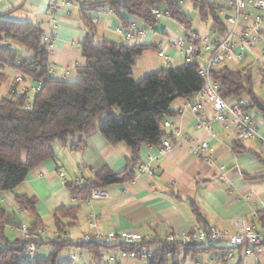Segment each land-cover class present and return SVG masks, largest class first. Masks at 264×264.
<instances>
[{
	"label": "crops",
	"instance_id": "crops-1",
	"mask_svg": "<svg viewBox=\"0 0 264 264\" xmlns=\"http://www.w3.org/2000/svg\"><path fill=\"white\" fill-rule=\"evenodd\" d=\"M51 1L4 0L0 2V12L12 10L10 14L12 19L40 23L46 32L49 30L50 21L47 9ZM186 1L182 3L184 11ZM211 1L221 7L219 13L234 12L231 0ZM71 2L70 7H62L55 13L57 36L49 55L53 78L70 79L77 73L78 66L85 62L80 45L87 26L80 11V3L78 0H71ZM246 12L249 13V18L242 21L241 27L252 25V16L264 14L252 6H249ZM88 16L97 17L95 26L99 38L118 40L115 29L120 26V23L110 9L89 12ZM141 25L146 26V24ZM193 29L202 37L209 39L214 37L210 26H205L201 22L196 26L193 25ZM261 29L264 31V20ZM179 36L186 37L183 25L170 15H162L154 25L147 28L145 34L135 33L130 39L121 40L120 42L125 45L153 46L137 57L133 67L135 79L139 80L146 74L161 68L184 66L187 62L178 48L167 47L166 56L158 54L160 42L164 37L176 39ZM199 47L202 48L201 57L206 59L210 52L203 49V42L199 43ZM263 49L264 41L261 40L252 51L245 53L243 59L239 61L229 59L225 64L236 68L253 63L256 69L258 67L259 73H264ZM17 50L20 54L26 52L23 48H17ZM11 68L14 69L12 66ZM1 73L5 77L2 78L0 88L9 77L5 66L2 65ZM19 75L21 74L17 72L11 84L2 90L1 93L4 94L0 96L35 83L25 78L17 81L16 78ZM256 89L264 96V76L260 74L257 76ZM195 99L196 94L189 98L175 100L172 106L175 115L167 118L176 126L185 129L187 134L183 137L172 136V147L164 155H160L159 144L142 145L136 176L131 181L114 183L103 188L107 192L104 198L90 201L77 199L76 196L71 195L67 185L77 183L76 179H79L78 183H84L103 166H108L116 172L123 171L127 166V157L130 155L129 147L123 142L111 144L100 132L93 133L82 150L71 148L72 138L67 144L55 142L53 158L45 160L32 170L13 191L0 192L2 198L0 203L11 213L8 217L22 223H30L34 220L33 215L15 201L16 194L26 193L38 197L35 205L36 213L42 219L45 229L54 235L56 233L54 210L60 205L79 206L77 223L68 227L64 234L72 240H78L84 234L94 232L96 228L90 224L93 220L97 223V229L132 230L144 236L152 235L156 240L165 239L171 231L188 230L197 225H216L234 232L237 219H244L247 223L254 222L258 226L264 225L262 217L264 178L260 177L264 174L262 161L264 160V117L255 111H250L257 121L260 137L242 140L246 150L236 152L233 149L235 138L232 132L226 130L221 123L212 121L213 130L211 131L197 125L198 118L211 119L214 115V108L209 101H204V106L198 113L190 110H186L183 114L177 113L178 108L187 106L188 102ZM240 99L244 104L250 102L246 95ZM164 131L167 132L165 127ZM193 141H208L210 144L208 156H197L191 153L190 144ZM150 156H154L155 160L151 162L149 168L143 170ZM192 202H195L200 209L202 222L197 221ZM40 234L44 237L41 232ZM21 235L20 227L7 224L5 227L7 240H0V248ZM157 245V242H153L150 247L155 248ZM70 248L68 256L80 255V258L72 261V264H99L110 254L117 253L119 250L117 246L111 245L102 248L98 255H94L80 248ZM50 249L49 245H44L38 250L42 252V250L50 251ZM215 251L213 246L194 258L188 257L183 261L208 260L214 256ZM238 263L264 264V254L259 258L239 254L230 264ZM122 264H145V262L125 259Z\"/></svg>",
	"mask_w": 264,
	"mask_h": 264
},
{
	"label": "trees",
	"instance_id": "trees-1",
	"mask_svg": "<svg viewBox=\"0 0 264 264\" xmlns=\"http://www.w3.org/2000/svg\"><path fill=\"white\" fill-rule=\"evenodd\" d=\"M184 1L78 0L87 31L80 45L85 62L78 66V77L74 79L51 77V50L44 39L45 29L40 23L14 20L10 17L12 10L0 12L1 65H10L23 78L42 84L40 91L33 97L31 108L25 107L26 93L12 92L0 96V192L13 191L32 170L53 158L55 142L67 144L72 138L71 148L82 150L86 147L87 139L95 132H100L111 144L123 142L129 147L127 166L119 172L103 166L84 183L68 184L71 195L87 196L110 184L133 180L139 166L141 146L161 143L166 136L163 122L175 115L172 109L175 100L197 94L204 86V79L194 62L161 68L139 80L135 79L133 67L137 57L153 46L125 45L118 40L99 38L93 17L88 16V13L108 8L119 20L120 26H128L132 17L140 18L152 26L160 18L152 9H167L170 16L183 25L189 41V33L194 29L189 14L183 10ZM190 1L198 11L200 20L210 22V31L215 36L221 37L228 32L229 26L223 21L219 13L221 7L216 2ZM4 38L30 50L32 55L10 49L3 43ZM257 69L253 63L236 68L224 64L212 70L211 79L218 82V92L222 97L234 100L246 95L250 102L244 104V109L250 114L252 110L264 117V96L256 89L257 76L260 74L263 77L264 73H259ZM4 77L1 73L0 83ZM233 149L236 152L246 150L242 139L234 140ZM260 177L264 178V174ZM15 201L34 217L30 223L26 222L31 236L27 240L18 237L2 246L0 264H31L23 260V251L28 242H34L38 249L44 245L51 248L47 256L33 264H72L70 260L64 262L60 259L61 253L68 247L80 248L94 255H98L102 248L110 247L64 236L68 227L77 223L79 206H58L54 210L56 233L52 238H44L40 229L45 228V225L35 209L38 197L26 193L16 194ZM192 204L197 221L202 222L200 209L195 202ZM9 215L11 213L0 203L1 241L7 240V224L18 227L23 224L19 220H12ZM262 217L264 219L263 213ZM153 242H158L159 246L144 260L145 264H181L186 258H194L213 247L183 246L166 242L165 239H154L147 244Z\"/></svg>",
	"mask_w": 264,
	"mask_h": 264
},
{
	"label": "built area",
	"instance_id": "built-area-1",
	"mask_svg": "<svg viewBox=\"0 0 264 264\" xmlns=\"http://www.w3.org/2000/svg\"><path fill=\"white\" fill-rule=\"evenodd\" d=\"M4 0H0L2 2ZM71 0H52L47 14L50 16L49 30L45 32L44 39L47 42L50 50L54 47V41L57 36L55 13L62 7H70ZM234 12L227 14L220 12L223 21L229 26V30L221 37L214 35L212 39L202 37L196 31H191L190 40L186 37L179 36L176 39L163 38L160 42L158 49L159 56H166V48H178L182 51L185 61L187 63H197V70L199 75L204 79V86L196 94V99L188 102L185 107L177 109L178 114H183L186 110L198 113L204 106V101L212 103L214 108V115L211 119L198 118L197 125L204 127L211 131L213 130L212 121L221 123L226 130L232 132L235 139H250L260 137L256 119L244 109V102L240 99H226L218 92V82L211 79V72L218 69L225 64L229 59L241 60L246 52L252 51L256 44L263 40L264 34L262 33L261 25L264 20V14H256L252 16V25L241 27L243 20L249 18V13L246 9L252 6L254 9L264 13V0H231ZM152 12L160 17L162 15H170L167 9L153 8ZM98 21L97 17H93V22ZM146 24L143 20L137 17L130 18L128 26H118L115 29V34L118 41L128 40L135 33L145 34L147 28L151 27L141 25ZM188 41V43H187ZM203 42L206 51H209V56L204 59L201 57L202 48L199 43ZM3 43L8 45L10 49L16 50L17 47L14 43L7 39H3ZM264 56V49L262 51ZM52 72V68L50 74ZM17 81H22L23 76L19 75ZM42 84L35 82L29 87L23 89H14L16 94L26 93L27 101L26 108H31L33 97L41 89ZM163 126L167 129L165 138L159 144L160 155H164L172 147V136H185L186 130L180 128L172 123L171 120L166 119ZM210 144L208 141H193L190 144L191 153L197 156H208ZM155 160L154 156L149 157L148 164L143 170L149 168L152 161ZM62 175V173H61ZM77 183L79 179H76ZM107 192L104 189L94 190L87 196H76L77 199H84L90 201L92 199L104 198ZM0 201L2 198L0 196ZM91 226L96 228L92 233H86L81 237L82 241L101 243L103 245H115L119 248L117 253L110 254L103 262L99 264H122L125 259H132L137 261H144L150 257L153 250L149 244L154 240L152 235H142L137 231L120 230L116 231L110 229L107 231L97 229L95 220L91 221ZM236 230L230 232L216 225L202 226L197 225L192 229L171 231L166 237L165 241L169 243H178L183 246L189 245H213L215 246V254L208 260L204 259H189L181 262V264H230L237 255L243 254L259 258L264 254V225L258 226L254 222L247 223L244 219H237L235 221ZM22 232L21 237L25 240L29 239L31 233L28 225L23 223L20 227ZM40 232L44 238H52L54 234H50L45 228H41ZM158 243V242H157ZM159 244L157 245V247ZM70 261H77L80 255L70 254L68 256ZM39 259L38 247L34 242H28L23 251V260L26 263H35Z\"/></svg>",
	"mask_w": 264,
	"mask_h": 264
},
{
	"label": "rangeland",
	"instance_id": "rangeland-1",
	"mask_svg": "<svg viewBox=\"0 0 264 264\" xmlns=\"http://www.w3.org/2000/svg\"><path fill=\"white\" fill-rule=\"evenodd\" d=\"M184 9L187 13H189L191 21L193 22V25H197L199 22H201L202 24H204L205 26H210V22L208 21H200L199 15H198V11L193 7V4L190 1H186L185 5H184ZM14 45L18 48H22L20 45H18L17 43H14ZM24 49V48H23ZM26 52L24 53L27 56L32 55V52L30 50H26L24 49ZM5 69L7 70L9 77L2 83V87L0 88V95L4 94L1 93L3 89L7 88L11 82L13 77L17 74V71L12 69L11 66L9 65H4ZM0 68H1V63H0ZM137 73V72H136ZM78 74L76 73L75 75L71 76L70 79H74L77 78ZM105 118V117H104ZM71 248L68 247L66 248L60 255V259L64 262H68L69 258H68V252ZM49 253V251H45L42 250V252H39V258H43L45 256H47Z\"/></svg>",
	"mask_w": 264,
	"mask_h": 264
}]
</instances>
